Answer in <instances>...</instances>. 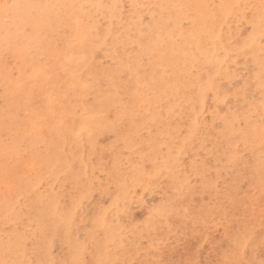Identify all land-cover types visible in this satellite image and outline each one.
<instances>
[{
    "label": "rangeland",
    "instance_id": "374dc122",
    "mask_svg": "<svg viewBox=\"0 0 264 264\" xmlns=\"http://www.w3.org/2000/svg\"><path fill=\"white\" fill-rule=\"evenodd\" d=\"M131 1L132 0H128V1L123 0L122 2L119 3L120 6L122 5L119 9L123 11L122 14L125 17L129 16L127 15L128 13L131 14L133 12L134 7L132 6ZM147 1L138 0V2L135 3L137 7H139V5L144 3L138 8V10L140 11L141 31L134 32V35L132 34L131 37L129 35V40L131 42H129L128 44L130 46L126 45L125 52L128 54H131V53L133 54V52H135L134 54L138 52L140 54H146V56L148 57L147 60L152 61L154 57L156 58L157 56L156 54H159L157 52L158 50H155L154 52H152L153 55H151V53L148 52L150 49H147L146 51V50H143L142 48L149 45L148 42L150 41L148 40H151L150 36L152 34H155V32L158 29H159L158 31L160 32L161 30L163 32L168 31L170 27H167V26L168 25L171 26L172 23L167 18V13L165 12L166 8L160 7L158 2L156 3L152 0H150L149 2ZM192 1L197 3V5L202 6L205 11V17H204L205 22L203 23V26H202V32L207 33L209 27L211 26H215V28L218 30L217 36L214 39H212L208 44H210V47L218 48V51L222 52L221 57L223 58L221 60L222 61L221 64H219L220 63L218 62L219 60H217V62H215L214 64H211V66L209 67L210 69L208 70V73L206 71L204 72L200 71L201 68L198 67L199 65L198 61L195 62L194 64L195 66L192 69H189V72H187L189 79H191V81L193 82H196L197 84H201L202 82L209 80L211 78L207 82L209 83V85H206L205 89H202V93L200 95L202 100L201 101L198 100V102H195V100L193 99L191 101L190 98L192 99V96H190L189 102L187 98H185V100L187 101L186 103L184 102V99H183V101L179 102V103H182V102L184 103V104H181V107L175 106L176 108H178L179 111L176 109L178 112L175 111V113L172 116V119H169V118L167 119L163 117L164 116L163 108L160 107V109H158L159 104L157 103L159 102L156 101L157 100L156 95L150 93L148 96H151L150 98L151 100H153L152 103H154V105L156 104L155 108L157 109L156 110L154 108V111H150V112L158 113L160 111L158 114L162 118L159 117L156 113H152V114H155V116L150 115L149 112L144 114L142 112L143 110H141L140 108L139 109L141 110V112L133 113V115L136 118L137 124L138 123L139 124L137 128V134L132 135L135 141L132 140L133 138L130 137L131 135L128 134L129 132H127V135H126L127 137L124 136V138H126V141L129 142L128 147L127 146L125 147L126 144L124 143V140L119 141L120 139L119 138L117 139L115 133L107 132L108 134L104 133V134L98 135L99 137L97 138V141H96L97 147L101 149L103 147L102 149L103 152L101 154L102 155L101 159L103 161L100 160V162L95 161V160H98L97 152H93L92 155L89 154L91 155L90 157L88 156V153L85 149L76 150L77 151L76 153V151H73V150L71 151V149L68 147L67 144L63 145L62 147L58 149L54 147L52 148L49 147L50 149L45 148L46 152L47 150L49 151L47 152L48 161L47 159L43 161L36 154L38 151L44 150L42 146L37 145L36 150L35 148L33 150H29L28 143L26 141H21L24 148L22 147L21 143H18L17 155L14 156L15 158L12 157L14 160H12L11 163L13 165H16V167L21 166L20 171H18V174H20L21 178H24L22 179L23 181H26L29 184L28 186L30 187V190L28 192H25V191L21 192V190H17L16 182L13 181V179L10 176H8V174H6L7 171L6 172L4 171L6 170L5 168L4 170H2L4 166L0 160V167H2L0 168L1 170L0 175L4 173L3 176L1 175L2 179L0 177V202L1 201L10 202L11 200V203H13V204H10L9 209L5 214L2 215L0 213V217L2 218L0 219V260L20 261V262H26V264H56L57 262H58L57 264H65V262H68L70 260V255L74 253L75 251H78L79 246H82V248L84 247L83 248L84 250L83 260L91 261L93 260L92 259L94 256L93 252L95 248L97 250V248H99V246L102 245L105 240L104 239L105 236H103L102 229H105L106 231H108L107 233L112 234V236L109 238L110 240L109 239L105 240L107 243V248L103 246L104 255L106 253V250L107 252L108 250H110L108 252L109 254L106 253V259L107 260L111 259V261H113L114 259V262H118V264H125V262L127 261L129 264H136V262L138 261L139 263L137 264H143V263L148 264L147 263L148 261H149V264H157L158 261H159L158 264H162V262L163 264H166L168 262L169 263L171 262L170 264H177V263L178 264H188L189 261H190L189 264H194V263L204 264L205 260H206V264H212V263L213 264L215 263L216 264H219V263L226 264L225 261L227 258L225 257H228L230 261H232L233 259L234 260L236 259H245V260H250V259L256 260L257 259L259 260L261 258V253H264V242H263L264 241V238H263L264 237V234H263L264 233V228H263L264 227V224H263L264 223V169H262L264 167V137H262V130H264V71H262V65H264V21L261 20L262 15L264 14V0H237V1L236 0H192ZM233 1H234L233 4H235V1H236L234 13H231V10H230L228 15L226 17H223L224 15L221 14L220 8L231 5ZM145 2L148 3L149 6ZM152 6L154 7L156 6V7L154 8ZM151 7L154 9H152ZM183 9H184L183 3L180 0L177 2H174L173 11L177 13L179 11H183ZM175 12H172L173 16L175 15ZM160 15L163 17H161ZM189 15L191 16V13H188V15L184 17L181 20V22H179L180 30L185 33L182 32L179 35L174 33L170 35L169 38L173 42L170 39H168V44L171 45V43H175L176 41V43L173 44L174 46L171 45V47H177V44L179 45L181 41L184 43V41L181 40L182 39L181 36H183L184 38L188 37V35L186 34L190 33L193 30V26H194L193 20H192V17H190ZM156 20H158V22ZM148 21H150V23ZM252 21L257 22V27L259 29L254 31V32H258L256 33L257 34L256 40L254 42L249 43V39H248L249 35L254 34L253 29H252ZM75 27H76L75 23L73 25L72 22H69V25H66V27L62 26L60 30H62L64 35L68 37L73 31V29H75ZM145 28H147L146 30L148 32L145 30ZM139 34H142L145 37ZM142 37L143 39H138ZM174 37H175V41H174ZM176 37H180V38H176ZM162 42L164 41L162 40ZM165 43L167 44V42L165 41L163 45H165ZM221 47L223 48V50H221ZM61 48H62V41L59 38H57L56 49L59 50ZM146 48H148V46ZM140 49H142L143 51ZM100 52L98 53L97 58L99 59V62L101 64L104 63L102 66L106 65L108 68L113 67L114 64L116 63L115 59L113 57H112L113 59L110 57H107ZM221 54L220 52L217 53L218 59ZM48 59L50 61L48 65L54 66V64L51 63L52 59L50 60L49 57ZM100 59L102 60L100 61ZM5 60L9 64L10 59H9L8 54H6ZM172 65L174 64L172 63ZM172 65H170V67H167L165 69L161 66H159L160 68L154 66L157 68V70L156 68L153 67L151 69V72L155 71V73L153 74L158 75L161 72V70L164 69L166 71L164 72L168 73L170 72V68H172ZM147 69L149 70L148 66H147ZM147 73L148 72H146V74ZM187 82H189V80H187ZM76 93L79 94L78 91ZM39 94L41 96V93ZM38 98L39 97L37 95L35 97L36 105H37ZM75 98L77 99L76 104L78 105V107H80L79 98L77 96H75ZM38 105L40 109L42 110L43 108L41 107H43V102L38 101ZM176 112L178 114H176ZM148 118H150V120ZM157 118L162 119V120L159 119L161 122L160 121L158 122ZM154 119H157V121ZM168 120H169V123L167 122ZM148 121L150 123V126H152L155 123L165 124L167 122L166 125L168 124L167 126L168 129L164 128V131H177L175 133L174 140L178 139V143L175 145V143L173 142L172 147L167 148L165 144V138H163L164 135L159 134L160 126L153 125L152 128L151 127L148 128L147 125L145 124V122L148 124ZM153 121L154 122L156 121V122L154 123ZM186 122H195V125H194L195 128L192 130L190 127H187L188 124ZM170 125L171 126L176 125L177 130H173ZM155 133L158 134V136ZM119 134L124 135L125 134L124 129L119 130ZM253 139L256 140L257 146L253 144V142H251V140ZM105 140H107L108 143H106ZM129 140L132 142H130ZM105 146H106V150H105ZM117 146H119V149ZM115 147H117L116 148L117 150L115 149ZM20 148L22 149L21 151H20ZM68 150H70L71 152ZM170 151H171L172 158L169 156ZM24 152H26V154L27 153L29 154L26 155ZM56 152H58V154H56ZM30 153H32L33 155ZM69 153L70 155H73L74 157V158L72 157L71 160L67 158V157L70 158ZM73 153H75L76 155H74ZM48 154L52 155L53 157L52 156L50 157V155L48 156ZM117 154L119 155V157ZM75 156L79 158H76ZM112 156H114L115 158H118L117 161H115L116 159L114 158L115 159L114 161L116 163L115 165L117 166V168H114L115 165L113 164L114 161L112 162V158H113ZM84 157L88 158L89 160L88 159L85 160ZM56 158H57V162L60 159L61 161H59L56 164V166H54L56 163ZM90 158H91V161H90ZM142 158H144V164H143ZM63 159L65 160V162L67 161L68 162L65 163ZM83 160L85 162L84 165H83ZM51 161L53 162V164H51L52 163ZM86 161L88 162V164ZM21 162H22V165H21ZM47 162H49L50 165ZM80 162L81 164H79ZM43 163H45V166H47L48 169H45L46 167L43 166L44 165ZM40 164L42 167L41 170L37 168L39 167ZM66 164H69V165H66ZM96 164H99V166H97ZM110 166H112V168ZM27 167L29 168L27 169ZM70 167L71 169L72 167L75 168V171L74 169H72L74 171L73 172L70 169ZM33 168L36 171H38L37 172L38 174L42 172L41 174L43 175L40 174V176L43 178L38 176L37 173L34 172ZM51 168H53V170ZM62 168H63L64 174L62 173ZM67 168L69 169V171ZM251 168H254L257 170L256 172L254 171L255 177H252L251 176L252 174L249 172ZM87 169H88L87 171L88 173L85 171ZM42 170H45V171H42ZM55 170H58L59 173L55 172ZM90 170H92L93 172L92 171L90 172ZM104 170L105 172H103ZM111 170L112 171L114 170V171L112 172ZM67 172L68 173L70 172V173L68 174ZM21 173H23V175H21ZM78 173H81V174H78ZM113 173L116 174V177L115 175H113ZM33 174H36V175H33ZM46 174L47 176L50 175L52 182L50 178L45 176ZM83 174H86V175H83ZM108 174L113 178H109L110 176ZM25 175H27V178H25ZM64 176L66 177V180ZM84 176H86L87 179ZM37 177L39 178L35 180V178ZM74 177H76L77 180ZM44 178H45V181H44ZM67 178H71L72 181ZM27 179L29 180L27 181ZM30 179H32L33 181ZM40 179L42 182L39 183ZM5 180L7 182H5ZM9 180H12L13 183L12 181L10 182ZM115 180L117 182L122 181V183H123V180L124 181L127 180L128 182L132 181V183L129 185L130 186L129 192H127L126 194H120L119 189H118L119 184H117ZM122 183L120 182V184ZM1 185H4L5 188L6 187L7 188L5 189ZM51 185L53 186V188L51 187ZM93 185L96 187V188L94 187V189H96L94 191L91 189ZM84 187L86 188V190ZM35 188H37V190ZM87 188H88V191H87ZM31 190L34 192H30ZM106 190L109 193H107ZM6 191L8 192L5 193ZM114 192H116L117 194ZM22 194H25L27 196L22 195ZM15 195H18V196H15ZM36 195H39V196H37L36 198ZM59 195L61 199H58ZM181 197H184L187 201L190 200L192 204L195 203L194 204L195 206L184 204L181 201L182 199ZM3 198H5V200H2ZM33 199H35V201L37 200V202L35 203ZM41 199L43 200V203L45 206L43 205ZM57 199H58V205L64 211H66V209L67 210L71 209V206H73V209L75 208L73 211L72 217H71V222H70L69 227H66L63 224V222L59 220V216L57 215V213L53 209L50 208L52 206L51 200L53 201V203L54 201L56 203ZM29 202L31 203L30 204L31 207H33L34 204H35L34 206H37V207H34L35 209L34 211H33V208L31 207L29 210L28 208ZM153 202L154 204H152ZM199 202H204L208 204L206 205L198 204ZM155 203L157 205H155ZM112 205L113 206L116 205V207H113ZM164 205L166 206L164 207ZM18 206H20L19 211H17V209L19 208ZM22 206L23 207L28 206V207L26 209V208H23ZM176 206H178L179 209ZM161 207H163L164 209L163 208L161 209ZM126 209H128L127 212L129 211V213L125 212ZM26 210L28 211L26 212ZM165 210H167V212ZM150 211L153 213H151ZM187 211H191L192 214L187 213ZM210 211L212 212V215ZM20 213H23L26 215H23ZM53 213L55 214V216H58L57 218L55 217V220H53L54 218ZM40 214L42 216V220L37 218V216H39ZM196 215H199V216H196ZM188 216L189 218H187ZM205 216L207 220L205 219ZM173 217H176V220ZM177 217H179V219ZM208 217L210 219L212 218L213 220L212 219L209 220ZM147 219H149L150 221H148ZM157 220L159 221L160 224L157 223L158 222ZM180 220H181V223H180ZM193 220L199 221V222H197L196 224V222L194 223ZM214 220L216 221L215 222L216 224L214 223ZM166 221H168V224H166L167 223ZM200 221L204 224L200 223ZM220 221L222 224L220 223ZM227 221H229V223H227ZM260 221H262L263 223ZM153 222L157 224L155 225ZM57 223H59V225H57ZM205 223H207L208 225H206ZM98 224L101 225L100 228ZM224 224H226V226ZM197 225H198V228H196ZM211 225H212V228H211L212 230L210 229ZM258 225L259 227H256ZM47 226H50L51 229L50 227H47ZM161 226L163 227L161 228ZM261 226L263 229L261 228ZM92 227H95L96 229ZM132 227L134 228L132 229ZM153 227H156V230ZM186 227H187V230H186ZM225 227L229 230V232H227V229ZM248 228L251 231L253 229L252 234H249L251 233V231ZM257 228L259 229L258 231H257ZM88 229L91 232H89ZM160 229H162V231L159 232ZM94 230L96 231L95 233H94ZM163 230H165V232ZM248 230L250 232H248ZM195 231L197 233H195ZM207 231H209V233ZM172 232H175V233L173 234ZM246 232H248V234H246ZM150 233H153V234H150ZM243 233L245 237H243L244 236ZM49 234L51 236H49ZM89 234L90 236H88ZM188 234L190 237L188 236ZM199 234L200 235L202 234V235L199 236ZM233 234H235V236ZM254 234H255V237H254ZM61 235H62V238H61ZM184 235L187 237L185 238ZM236 235L239 236L238 238L240 239H238ZM256 235H257V238L258 237L260 238L261 236L262 238H260V240H257ZM145 236L149 238L150 240L145 238ZM192 236H194V238ZM163 237H165L168 240H165V238L163 239ZM218 237L219 239L221 238L222 239L219 240ZM228 237H229V240L231 241H228L227 239ZM232 237H234L236 244ZM123 238L125 240H123ZM158 238L160 239L158 240ZM214 238H217V240ZM147 240L149 242L152 240L150 242L151 244L147 242ZM175 240H179L180 243L179 241H175ZM239 240L241 242H239ZM129 241L131 243H129ZM211 241L214 244H211ZM120 242L122 243V246H120L121 244ZM126 242L128 246L126 245ZM232 242H233V245H232ZM123 243L126 245V248H124L125 246L123 247L124 245ZM249 243L252 245L253 249L251 248V246H249L250 245ZM252 243H254V245ZM205 245H206V249L204 248ZM227 245L228 247H226ZM167 246L168 248L172 250L168 249ZM202 246L203 248H201ZM223 246L226 249L223 248ZM141 247H144L143 250L141 249ZM150 247L154 249H151ZM198 247L200 248V250ZM216 247H218V249ZM178 248L179 249L181 248V249L179 250ZM229 248H230V251H228ZM231 248L233 251H231ZM235 248H236L237 253L235 252ZM163 249H164V252H162ZM120 250L123 252L120 253ZM187 250H189L190 252ZM213 250H214L215 257L212 253ZM165 251L167 252L168 257L167 256L165 257L166 255ZM226 251L228 254L226 253ZM179 253H181L182 255L181 257ZM120 254L122 255L120 256ZM132 254L133 256H131ZM204 254L205 255L207 254L208 256L207 255L205 256ZM234 254H237V255L234 257ZM139 255H140V258L138 257ZM64 256L67 257V259L66 258L64 259ZM110 256L112 258H109ZM122 256L124 257V259L125 258L126 259L125 260L122 259L123 258ZM129 256L131 257L129 259L130 261L128 260ZM188 256H189V259H187ZM219 256L220 257L223 256L222 259L225 261L221 260ZM118 257H119V260L117 259ZM132 257L138 261L134 260ZM143 257L145 258L143 259ZM146 257H147V260H146ZM208 257L210 258L208 259ZM230 257H232V259H230ZM120 259H122L123 262ZM197 259H199V261ZM143 260H145L146 262H144ZM142 261L143 263H141ZM227 264H228V261H227Z\"/></svg>",
    "mask_w": 264,
    "mask_h": 264
},
{
    "label": "bare ground",
    "instance_id": "6f19581e",
    "mask_svg": "<svg viewBox=\"0 0 264 264\" xmlns=\"http://www.w3.org/2000/svg\"><path fill=\"white\" fill-rule=\"evenodd\" d=\"M119 1L120 0H6V2H9V3L41 5V7H38V8H25V9H20V10L14 12L13 13V19L9 24L8 30H5L2 26V23H0V160L4 166L3 168L2 167H0V168H2V170H4V168L6 169V170H4L5 172L7 171L6 174H8V176H10L13 179V181L16 182L17 190H21V192L22 191L28 192L30 190V187L28 186L29 184L26 181H23L22 179H24V178H21L20 174H18V171H20L21 166L16 167V165H13L11 163V161L14 160L12 157L17 155L18 143H21V141H26L28 143V149L29 150H33L34 148L36 150L37 145L42 146L44 150H42V151L37 150L38 152L36 154L43 161L47 159V152H49L48 150L46 152L45 148L54 147V148L58 149V148L62 147L63 145L67 144L68 147L71 149V151L72 150L76 151V150H81V149L84 150L85 149L88 153V156H90V157L93 154V152H97L98 160H95V158H94V160L96 162L97 161L100 162V160H102L101 154L103 152L102 151L103 147H102V149L97 147L96 141H97V138L99 137L98 135H101V134H104L107 132L115 133L117 139L119 138L120 139L119 141L124 140V143L126 144L125 147L126 146L128 147L129 142L126 141V138H124V136L127 135V132H129L128 134L131 135L130 137H132V135H136L138 124H139V123L137 124L136 118L133 115V113H138V112H141V110H143L142 112L144 114L149 112L150 115L155 116V114H152V113H156V112H152V113L150 112V111H154V108L156 105V104L154 105V103H152L153 100H151V98H150L151 96H148L150 93L156 95V99H157L156 101L159 102L157 104L160 105V106L158 105L159 108L158 107L157 108L158 109H160V107L163 108L164 116L163 115L162 116L167 118V119L168 118L172 119L173 114L175 113V111L178 110V108H176L175 106L181 107V104H184L183 102L179 103L180 101H183V99H184V102L187 103L185 98H187V100L189 102L190 96H192V99L190 98L191 101L193 99L195 100V102H198V100L201 101L202 98L200 95L202 93V89H205L206 85H209V83H207V82L211 78L209 80L202 82L201 83L202 85L197 84L196 82H193V81H191V79H189L187 72H189V69H192L195 66L194 65L195 62H197V61L199 62L198 67L201 68V70H200L201 72L206 71L207 73H208V70L210 69L209 67L211 66V64H214L215 62H217V60H219L218 61V62H220L219 64L222 63V61H221L223 59L221 57L222 52L218 51V48H216V47H210V44H208L212 39H214L217 36L218 30L215 28V26H211V27H209L207 33L202 32V26H203V23L205 22V18H204L205 17V11H204L202 6L197 5V3L193 2L192 0H180L183 3L184 9H183V11H179L177 13L175 11H173L174 2H177L179 0H152L156 3L158 2L160 7L166 8L165 12L167 13V18L172 23V24L170 23L171 26H169V25L167 26V27H170L168 29V31L163 32L160 29L161 30V32H160V31H158L159 30L158 29L155 32V34L151 35L153 37L150 36L151 40H148V41H150V42H148L149 45H147L148 48H146L147 46L144 47L145 49L142 48L143 50H146V51H147V49H150L148 52H150L151 55H153L152 52H154L155 50H158L157 52L159 54H156V52H155V54L157 55L156 58L154 57L152 61H148L147 60L148 57L146 56V54H140L139 52L136 54H134L135 52H133V54L132 53L131 54L126 53L125 52L126 45H128L129 42H131L129 40V35L131 37L132 34L134 35V32H140L141 31V29H140L141 28L140 27L141 26L140 11L138 10V8L141 5H143L144 3L141 5H139V3H138L139 7H137V5L135 3L138 2V0H132L131 4L134 7L133 12L131 14L128 13L127 15H129V16L125 17L122 14L123 11H121L119 9L122 6V5L120 6L119 3L122 2L123 0H121L120 2ZM149 1H147V2H149ZM236 1H235V4H236ZM233 3H234V1L232 2L231 5L220 8L221 14L224 15L223 17H226L228 15V13L230 12V10H231V13H234L235 4H233ZM146 4L148 5V3H146ZM152 7H154V6H152ZM146 8H148V7H146ZM154 8H152V9H154ZM160 11H162V10H160ZM144 12H145V10H144ZM172 12H175L174 16L172 15L173 14ZM188 13H191V16L190 15L189 16L192 17V20H193V25H194L193 30L190 33L186 32L187 33L186 35H188V37L184 38L183 36H181L182 37L181 40H183L184 43L181 40L180 41L183 44H181L179 42L180 44L179 45L177 44V47H171V45L174 46L173 44L176 43L175 37H174L175 43L170 42L171 45L168 44V39H170L169 37L171 34L176 33L179 35L183 32L180 30L179 22H181V20L184 17H186L188 15ZM143 14H145V13H143ZM161 17H163V16H161ZM2 19H3V17H0V21H2ZM261 20L264 21V14L262 15ZM156 21L158 22V20H156ZM256 21H252L253 32L259 29L257 27ZM69 22H72L73 25L75 23L76 27H75V29H73L71 34L68 37H66L64 35V33L62 32V30H60V28L62 26L66 27V25H69ZM148 22L150 23V21H148ZM146 29L147 28H145V30ZM190 29H192V28H190ZM153 30H155V29H153ZM183 33H185V32H183ZM256 33H258V32H254L253 35L252 34L249 35V37H248L249 43L254 42L256 40V37H257ZM139 35H142V34H139ZM139 35H138V37H139ZM145 35H146V33H145ZM143 37H145V36H143ZM143 37L138 38V39H143ZM57 38H59L62 41V48L59 50L56 49ZM176 38H180V37H176ZM162 40L164 42L166 41L167 44L165 43V45H163L164 42H162ZM128 46H130V45H128ZM142 49H140V50H142ZM221 50H223L222 47H221ZM99 52L102 53L103 55L107 56V57H110V58L113 57L115 59L116 65L113 63L114 66L111 68H108L106 65L102 66L104 63L101 64L99 62V59L97 58V55ZM218 52H220V54H221L219 59L217 56ZM6 54H8L9 59H10L9 64L5 60ZM48 57L50 58V60L52 59L51 63L54 64V66L48 65V63H50ZM102 57H104V56H102ZM102 59H100V61ZM149 60H151V59H149ZM143 62H145V63H143ZM172 63L174 65H172ZM170 65H172V68H170V72L165 73L166 71L164 69L167 67H170ZM147 66H148L149 70L147 69ZM154 66H156V67L161 66L164 69L161 70V72L158 75H156V74H153V73H155V71L151 72V69ZM156 67H154V68H156ZM37 70H41V72H42V75H40L39 77L36 76ZM156 70H157V68H156ZM146 72H148V73L146 74ZM187 80H189V82H187ZM77 91L79 92V94L76 93ZM39 93H41V96ZM37 95L39 97L38 101L43 102V107H41V108H43L42 110L40 109V107L38 105V101H37V105L35 104V97ZM75 96H77L80 100V102H79L80 107H78V105L76 104L77 99L75 98ZM149 98H150V100H149ZM177 112H176V114H178ZM180 112H181V110H180ZM158 113H156V114L159 116ZM159 117H161V116H159ZM148 119L150 120V118H148ZM157 119H154V120L157 121ZM159 119H158V122L160 120H162V119H160V120ZM145 121H147V120H145ZM175 121H176V119H175ZM167 122L169 123V120ZM166 123L165 124L155 123L153 125L154 126H160L159 134L164 135L163 138H165L166 147L171 148L173 142L175 143V145L178 143V139L174 140L175 133L177 131H164V128L168 129L167 128L168 124L166 125ZM172 123H174V122H172ZM186 123L188 124L187 127H190L192 130L195 128L194 127L195 122H186ZM145 124L147 125L148 128L149 127L152 128V126H153V125L150 126L149 121H148V124L146 122H145ZM171 128L173 130H177L176 125H174V126L172 125ZM121 129H124V131H125L124 135L119 134V130H121ZM149 132H151V131H149ZM156 135L158 136V134H156ZM132 140L135 141L134 138ZM105 141H106V143H108L107 140H105ZM130 142H132V141H130ZM251 142H253V144H255L257 146V142L255 139L251 140ZM99 144H101V143H99ZM21 145H22V143H21ZM109 146H110V144H109ZM119 146H117L118 149H119ZM22 147H23V145H22ZM117 147H115V149ZM21 150L22 149L20 148V151ZM105 150H106V146H105ZM116 150H114V151H116ZM65 151H67V150H65ZM68 151H70V150H68ZM26 152H28V151H26ZM26 152H24V153L26 154ZM30 152H32V151H30ZM76 153H77V151H76ZM80 153H78V154H80ZM83 153H84V151H83ZM27 154H29V153H27ZM30 154H32V153H30ZM56 154H58V152H56ZM60 154H62V153H60ZM73 154L76 155L75 153H73ZM89 154H91V155H89ZM49 155L50 154H48V156ZM85 155H87V154H85ZM51 156L52 155H50V157ZM60 156H59V158H60ZM69 156H70V158L67 156L66 157L71 160L73 155H70V153H69ZM88 156H86V157H88ZM169 156L171 157V151L169 153ZM24 157H25V155H24ZM24 157H23V159H24ZM112 157H113L112 162L115 159H116L115 161H117L118 158H115L114 156H112ZM118 157H119V155H118ZM31 158H32V156H31ZM57 158H56V163L54 166H56V164L59 161H61V159L60 160L58 159L59 161L57 162ZM76 158H79V157H76ZM87 159L88 158H85V160H87ZM142 160H143V164H144V158H142ZM47 161H48V159H47ZM63 161L65 162L64 159H63ZM90 161H91V158H90ZM115 161L113 163L114 165L116 164ZM67 162H65V163H67ZM34 163H35V161H34ZM47 163L49 164V162H47ZM84 163L85 162L83 160V165H84ZM37 164H38V162H37ZM43 164H44L43 166H45V163H43ZM51 164H53V162ZM79 164H81V162ZM87 164H88V162H87ZM21 165H22V162H21ZM66 165H69V164H66ZM70 165H72V164H70ZM96 165L99 166V164H96ZM115 166H114V168H117V166L116 167ZM45 167H44L45 169H48L47 166H45ZM110 167L112 168V166H110ZM28 168L29 167H27V169ZM37 168H39L41 170V168H42L41 164ZM92 168H94V167H92ZM51 169L53 170V168H51ZM70 169H71V167H70ZM72 169H74V171H75V168L72 167ZM81 169H82V167H81ZM262 169H264V167ZM99 170H101V169H99ZM42 171H45V170H42ZM68 171H69V169H68ZM85 171L87 172L88 169ZM91 171L92 170H90V172ZM108 171H107V173H108ZM254 171L256 172L257 170L254 168H251L249 170V172L252 174L251 175L252 177H255ZM34 172L37 173L38 171H36L34 169ZM55 172L59 173L58 170H55ZM90 172H89V174H90ZM103 172H105V170ZM41 173L42 172H40V174ZM44 173H46V172H44ZM62 173H63V168H62ZM81 173H78V174H81ZM3 174H1V175L3 176ZM40 174L37 173L38 176H40ZM47 174L45 176H47ZM72 174H70V175H72ZM1 175H0V177L2 179ZM21 175H23V173H21ZM33 175H36V174H33ZM41 175H43V174H41ZM83 175H86V174H83ZM113 175H115V177H116L115 173H113ZM51 176H53V175H51ZM47 177L50 178V175H48ZM47 177H46V179H47ZM76 177H74V178H76ZM84 177L86 178V176H84ZM95 177H96V175H95ZM25 178H27V175H25ZM30 178H31V176H30ZM38 178L39 177L35 178V180ZM41 178H43V177H41ZM71 178H67V179L71 180ZM89 178H90V176H89ZM109 178H113V177L110 176ZM56 179H57V177H56ZM28 180L29 179H27V181ZM30 180H32V179H30ZM35 180H34V182H35ZM50 180L52 182L51 178H50ZM65 180H66V177H65ZM76 180H77V178H76ZM9 181L11 182L12 180H9ZM13 181H12V183H13ZM44 181H45V178H44ZM5 182H7V181L5 180ZM40 182H42L41 179H40L39 183ZM48 182H50V181H48ZM62 182H63V180H62ZM120 182L122 183V181L117 182V184H119L118 185L119 193L120 194H126L127 192H129V189H130L129 185L132 183V181L128 182L127 180H125V181L123 180L122 184H120ZM43 183H41V184H43ZM78 183H79V181H78ZM112 183H113V181H112ZM32 184H33V182H32ZM32 184H30V185H32ZM50 184H48V185H50ZM60 184H61V182H60ZM108 184H109V182H108ZM1 186L3 188H5L4 185H1ZM51 187L53 188L52 185H51ZM56 187H58V186H56ZM89 187H90V185H89ZM94 187L95 186L93 185V187L91 188L93 191L96 190V189H94ZM37 188H35V189L37 190ZM88 188H87V191H88ZM11 189H12V187H11ZM91 189H89V190H91ZM85 190H86V188H85ZM7 192L8 191H6L5 193H7ZM30 192H34V191L31 190ZM107 193H109V192L107 191ZM114 193H116V192H114ZM15 194H16V192H15ZM35 194H37V193H35ZM76 194H74V195H76ZM18 195H15V196H18ZM22 195H25V194H22ZM69 195H71V194H69ZM9 196H11V195H9ZM25 196H27V195H25ZM37 196H39V195H36V198H37ZM20 198H21V196H20ZM181 198H182L181 201L184 204H187V205H194L195 204V203L192 204V202H190V200L187 201L184 197H181ZM58 199H61L60 195H59ZM58 199L56 200V203H55V201L53 203V201L51 200L52 206L50 208L53 209L57 213V215L59 216V220L61 222H63V224L66 227H69L70 222H71V217H72V214H73V211L75 208L73 209V206H71V209H69V210L66 209V211H64L58 205ZM107 199H108V197H107ZM2 200H5V198H3ZM33 200L35 201V199H33ZM157 200H159V199H157ZM8 201H9V199H8ZM30 201H32V200H30ZM20 202H22V201H20ZM36 202H37V200L35 201V203ZM160 202H158V203H160ZM166 202H167V200H166ZM42 203H43V200H42ZM10 204H13V203H11V200H10V202H7V201H1L0 202V213L2 215L8 211ZM28 204H29V207L28 206L23 207L24 205L22 207L26 208V209L28 207L30 210V207H31L30 204L31 203L29 202ZM152 204H154V202ZM198 204H205L206 205L208 203L199 202ZM34 205H33V207H31V208H33V211L35 210L34 207H37ZM43 205H44V203H43ZM155 205H157V204L155 203ZM166 205H164V207ZM18 207H19L18 209L16 208L17 211H19V209H20V206H18ZM113 207H116V205H114ZM176 207H178V206H176ZM162 208L163 207H161V209ZM174 209H175V207H174ZM178 209H179V207H178ZM127 210L128 209H126L125 212H127ZM27 211L28 210H26V212ZM165 211L167 212V210H165ZM127 213H129V211ZM151 213H153V212H151ZM184 213H186V212H184ZM187 213H191V211H187ZM20 214H23V213H20ZM191 214H189V215H191ZM23 215H26V214H23ZM186 215H184V216H186ZM211 215H212V212H211ZM39 216H41V214ZM39 216H37V218L42 220V216L41 217H39ZM58 216H55V214H54L53 220H55V217L57 218ZM179 216H180V214H179ZM196 216H199V215H196ZM173 218H175V220H176V217H173ZM177 218L179 219V217H177ZM187 218H189V216ZM192 218H193V216H192ZM0 219H2V218L0 217ZM205 219H206V216H205ZM211 219L209 218V220H211ZM147 220L150 221L149 219H147ZM166 222H167L166 224H168V221H166ZM195 222L197 224V222H199V221H194V223ZM215 222L216 221L214 220V223ZM256 222H258V221H256ZM260 222H262V221H260ZM7 223H8V221H7ZM59 223H57V225H59ZM153 223L155 224V222H153ZM157 223H159V221ZM180 223H181V220H180ZM200 223H202V222L200 221ZM220 223H221V221H220ZM227 223H229V221H227ZM202 224H204V223H202ZM205 224L208 225L207 223H205ZM4 225H6V224H4ZM198 225H199V223H198ZM198 225L196 228H198ZM224 225L226 226V224H224ZM53 226H54V224H53ZM98 226H99V228L101 227V225H99V224H98ZM152 226H154V225H152ZM191 226H192V224H191ZM221 226H223V225H221ZM47 227H50V226H47ZM162 227L163 226H161V228ZM256 227H259V225ZM92 228L96 229L95 227H92ZM133 228L134 227H132V229ZM153 228H155V230H156V227H153ZM211 228H212V225H211L210 229ZM261 228H262V226H261ZM50 229H51V227H50ZM186 230H187V227H186ZM213 230H215V229H213ZM249 230H248V232L251 231V230L250 231ZM258 230L259 229L257 228V231ZM88 231L91 232L89 229H88ZM102 231H103V236H105V238H104L105 240H108L112 236V234L107 233L108 231H106L105 229H102ZM160 231H162V229H160L159 232ZM163 231L165 232V230H163ZM95 232L96 231L94 230V233ZM134 232H136V231H134ZM175 232H172V233L174 234ZM207 232L209 233V231H207ZM227 232H229L228 229H227ZM248 232H246V234H248ZM252 232H253V229H252L251 233H249V234H252ZM86 233H88V232H86ZM99 233H100V231H99ZM195 233H197V232L195 231ZM225 233H226V231H225ZM150 234H153V233H150ZM235 234H233V235L235 236ZM201 235L199 234V236H201ZM243 235H244V233H243ZM49 236H51V235L49 234ZM88 236H90V234ZM188 236H189V234H188ZM196 236H197V234H196ZM218 236H219V234H218ZM63 237H64V235H63ZM186 237L187 236H185V238ZM192 237L194 238V236H192ZM222 237H224V236H222ZM236 237L238 238L239 236L236 235ZM243 237H245V235ZM254 237H255V234H254ZM61 238H62V235H61ZM137 238H136V240H137ZM145 238H147V237L145 236ZM164 238L165 237H163V239ZM224 238H226V237H224ZM232 238L234 240V237H232ZM256 238H257V235H256ZM258 238H257V240H260V238H262V236L259 239ZM147 239H149V238H147ZM159 239L160 238H158V240ZM214 239L217 240V238H214ZM218 239H219V237H218ZM221 239H219V240H221ZM227 239H228V241H231V240H229V237ZM238 239H240V238H238ZM249 239H250V237H249ZM105 240H104L103 244L100 245L101 247L99 246V248H97V250L95 248L94 252L91 251V252H93V255H94V256L92 255L93 260H97V259L107 260L106 259V253H108L110 250H108V252H107V250L105 249L106 253L104 255L103 246L105 248H107V243ZM123 240H125V239L123 238ZM165 240H168V239L165 238ZM172 240H174V239H172ZM175 241H179V240H175ZM188 241H189V239H188ZM190 241H191V239H190ZM196 241H198V240H196ZM132 242H133V240H132ZM147 242H149V241L147 240ZM233 242H232V245H233ZM239 242H241V241L239 240ZM257 242H259V241H257ZM129 243H131V242L129 241ZM174 243H176V242H174ZM179 243H180V241H179ZM194 243H196V242H194ZM194 243H193V245H194ZM220 243H221V241H220ZM105 244H106V246H105ZM165 244H167V243H165ZM183 244H184V242H183ZM211 244H214V243H212V241H211ZM235 244H236V241H235ZM252 244L254 245V243H252ZM126 245H127V242H126ZM126 245L124 244L123 247L125 246L124 248H126ZM133 245H134V243H133ZM142 245H143V243H142ZM33 246H31V247H33ZM120 246H122V243L120 244ZM152 246H153V244H152ZM162 246H164V245H162ZM168 246H167V248H168ZM224 246H223V248H225ZM245 246H246V244H245ZM249 246H251V248H252L251 244ZM257 246H258V244H257ZM64 247H65V245H64ZM93 247H94V245H93ZM109 247H111V246H109ZM226 247H228V245ZM83 248H82V246H79L78 251H75L74 253H72L70 255V260L68 262H70L74 259H82L83 260V252H84ZM121 248H119V249H121ZM143 248L144 247H141L142 250H143ZM195 248H196V246H195ZM201 248H203V246ZM204 248L206 249V245ZM208 248H210V247H208ZM216 248L218 249V247H216ZM57 249H58V247H57ZM130 249H129V251H130ZM151 249H154V248H151ZM168 249H170V248H168ZM126 250H128V249H126ZM148 250H149V248H148ZM148 250H146V251H148ZM170 250H172V249H170ZM199 250H200V248H199ZM208 250H210V249H208ZM51 251H52V249H51ZM187 251H189V250H187ZM228 251H230V248ZM231 251H233L232 248H231ZM247 251H248V249H247ZM121 252H123V251L120 250V253ZM148 252H150V251H148ZM158 252H160V251H158ZM162 252H164V249ZM235 252H236V248H235ZM244 252H245V250H244ZM204 253H206V252H204ZM212 253L214 255V250L212 251ZM226 253H227V251H226ZM179 254L181 257L182 256L181 253H179ZM121 255L122 254H120V256ZM127 255H129V254H127ZM142 255H143V253H142ZM161 255H163V254H161ZM236 255L237 254H234V257ZM248 255H249V253H248ZM65 256H66V254H65ZM65 256H64V259L65 258L67 259V257H65ZM131 256H133V254ZM166 256H167V252H166L165 257ZM172 256H173V254H172ZM138 257L140 258V255ZM200 257H199V259H200ZM210 257H212V256H210ZM210 257H208V259ZM214 257H215V255H214ZM222 257H220L221 260H223ZM109 258H112V257L110 256ZM130 258L131 257L129 256L128 260ZM144 258L145 257H143V259ZM225 258L228 259V257H225ZM117 259L119 260V257ZM122 259H124V257ZM122 259H120V260L122 261ZM187 259H189V256ZM199 259H197V260L199 261ZM227 259H226V261L223 260V261H225L226 264H227V261L228 262L230 261L229 259L228 260ZM230 259H232V257H230ZM134 260H136V259H134ZM146 260H147V257H146ZM113 261H114V259H113ZM136 261H138V260H136ZM143 261L146 262L145 260H143ZM143 261L141 263H143ZM133 262H135V261H133ZM192 262H194V261H192ZM127 263H128V261H127ZM137 263H139V261L136 262V264ZM147 263L149 264V261ZM158 263H159V261L157 262V264ZM168 263H166V264H168ZM189 263H190V261L188 262V264ZM210 263H212V262H210ZM143 264H145V263H143ZM162 264H163V262H162ZM204 264H206V260H205ZM219 264H221V263H219Z\"/></svg>",
    "mask_w": 264,
    "mask_h": 264
},
{
    "label": "snow or ice",
    "instance_id": "6c2138e0",
    "mask_svg": "<svg viewBox=\"0 0 264 264\" xmlns=\"http://www.w3.org/2000/svg\"><path fill=\"white\" fill-rule=\"evenodd\" d=\"M41 5H30V4H19V3H9L6 0H0V17H3L2 26L5 30L9 29V24L13 19V13L25 8H38ZM262 71H264V65H262ZM42 75L41 70H37L36 76L39 77ZM262 137H264V130H262ZM0 264H26V262L12 261V260H0ZM65 264H118L111 260L97 259V260H82L74 259L70 262H65ZM127 264V262H125ZM228 264H264V253H261V258L257 261L255 259L245 260V259H236L229 261Z\"/></svg>",
    "mask_w": 264,
    "mask_h": 264
}]
</instances>
